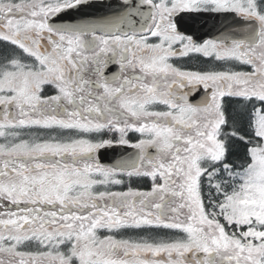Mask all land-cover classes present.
Here are the masks:
<instances>
[{"label":"snow or ice","instance_id":"obj_1","mask_svg":"<svg viewBox=\"0 0 264 264\" xmlns=\"http://www.w3.org/2000/svg\"><path fill=\"white\" fill-rule=\"evenodd\" d=\"M91 6L0 0V264H264V0Z\"/></svg>","mask_w":264,"mask_h":264},{"label":"flooded vegetation","instance_id":"obj_2","mask_svg":"<svg viewBox=\"0 0 264 264\" xmlns=\"http://www.w3.org/2000/svg\"><path fill=\"white\" fill-rule=\"evenodd\" d=\"M92 4L91 7H83L79 10H68L65 13L64 18L70 20L71 18H79L84 14H103L107 11V6L109 4H114L115 0H90ZM240 18L236 16L235 13H179L175 18L174 22L177 24V30L184 35H191L193 39L197 42H201L203 39L214 38L220 35L230 28H235L237 33L242 30V25L238 24ZM186 67L189 68H207L213 65L208 62L207 58L200 56L199 54H193L192 58L185 62ZM115 68H113V71ZM203 97V92L200 95H193L190 100L195 103L201 100ZM235 107V106H233ZM231 110V109H230ZM132 140H135L137 134H129ZM150 153H154V149L148 150ZM98 158L101 160L100 153H98ZM132 186L138 188L141 191H146L150 188V181H133ZM127 185L123 189L115 190H126Z\"/></svg>","mask_w":264,"mask_h":264},{"label":"water","instance_id":"obj_3","mask_svg":"<svg viewBox=\"0 0 264 264\" xmlns=\"http://www.w3.org/2000/svg\"><path fill=\"white\" fill-rule=\"evenodd\" d=\"M127 149V148H126ZM117 151V150H116ZM116 151H113L115 154H117V152ZM105 154H108L107 152L105 153ZM110 156V155H109ZM110 158H111V163L112 162H114V159L110 156ZM103 159L106 161V159L103 157Z\"/></svg>","mask_w":264,"mask_h":264},{"label":"trees","instance_id":"obj_4","mask_svg":"<svg viewBox=\"0 0 264 264\" xmlns=\"http://www.w3.org/2000/svg\"><path fill=\"white\" fill-rule=\"evenodd\" d=\"M235 155H237V156L240 155V152H236Z\"/></svg>","mask_w":264,"mask_h":264}]
</instances>
